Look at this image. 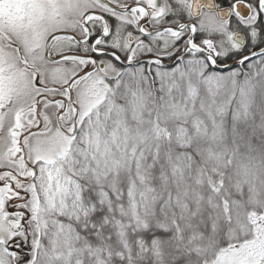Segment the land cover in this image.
I'll return each instance as SVG.
<instances>
[{
  "label": "snow or ice",
  "instance_id": "1",
  "mask_svg": "<svg viewBox=\"0 0 264 264\" xmlns=\"http://www.w3.org/2000/svg\"><path fill=\"white\" fill-rule=\"evenodd\" d=\"M0 264H264V0H0Z\"/></svg>",
  "mask_w": 264,
  "mask_h": 264
}]
</instances>
